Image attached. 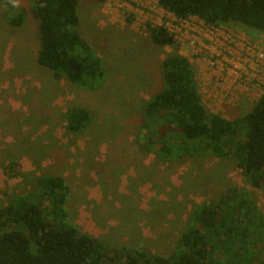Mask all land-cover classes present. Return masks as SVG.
Wrapping results in <instances>:
<instances>
[{
	"label": "rangeland",
	"instance_id": "obj_1",
	"mask_svg": "<svg viewBox=\"0 0 264 264\" xmlns=\"http://www.w3.org/2000/svg\"><path fill=\"white\" fill-rule=\"evenodd\" d=\"M33 1L0 0V206L37 191L45 176H61L70 188V224L105 244L165 257L176 251L193 210L229 190L251 195L264 217V188L252 186L232 160L202 150L164 160L144 144L145 106L165 88L167 54L179 53L178 46L155 45L133 21L132 8L151 15L156 0H80L78 31L106 71L88 88L38 64ZM21 10L25 22L11 26L9 16ZM245 104L223 116H244L254 107ZM76 108L87 110L91 123L73 133L67 116Z\"/></svg>",
	"mask_w": 264,
	"mask_h": 264
},
{
	"label": "trees",
	"instance_id": "obj_2",
	"mask_svg": "<svg viewBox=\"0 0 264 264\" xmlns=\"http://www.w3.org/2000/svg\"><path fill=\"white\" fill-rule=\"evenodd\" d=\"M79 2L33 1L30 11L39 22L37 62L56 79L96 87L89 85L102 82L106 71L78 31ZM158 6L179 18L195 16L264 35V0H158ZM25 17L21 10L8 21L19 27ZM149 32L155 45L174 46L163 27ZM161 71L165 88L144 109L145 146L164 160L200 150L230 159L252 186L264 188V95L248 113L232 119L211 114L202 104L196 69L186 57L167 54ZM90 123V113L82 108L67 116L69 132L78 133ZM157 143L161 147L155 151ZM69 191L63 177L45 176L37 191L0 206V264H264V217L252 196L236 188L193 210L191 225L168 257L105 244L81 232L65 210Z\"/></svg>",
	"mask_w": 264,
	"mask_h": 264
},
{
	"label": "built area",
	"instance_id": "obj_3",
	"mask_svg": "<svg viewBox=\"0 0 264 264\" xmlns=\"http://www.w3.org/2000/svg\"><path fill=\"white\" fill-rule=\"evenodd\" d=\"M156 1L151 15L132 8L133 21L142 33L163 27L174 38L179 54L196 69L199 94L209 113L223 116L243 99L256 103L264 95V35L253 36L230 25H212L195 16L179 18ZM115 4L129 10L126 3ZM127 17L123 12V19Z\"/></svg>",
	"mask_w": 264,
	"mask_h": 264
},
{
	"label": "crops",
	"instance_id": "obj_4",
	"mask_svg": "<svg viewBox=\"0 0 264 264\" xmlns=\"http://www.w3.org/2000/svg\"><path fill=\"white\" fill-rule=\"evenodd\" d=\"M250 101H248L247 99H243L239 104H238V106L236 107V108H234V109H231L230 111H234L235 109H237V108H239V107H241L242 106V104L243 103H249ZM245 104V105H246ZM255 104V103H254Z\"/></svg>",
	"mask_w": 264,
	"mask_h": 264
}]
</instances>
